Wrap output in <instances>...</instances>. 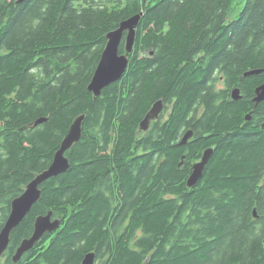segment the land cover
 Returning <instances> with one entry per match:
<instances>
[{
    "label": "trees",
    "instance_id": "16d2710c",
    "mask_svg": "<svg viewBox=\"0 0 264 264\" xmlns=\"http://www.w3.org/2000/svg\"><path fill=\"white\" fill-rule=\"evenodd\" d=\"M139 12L123 76L93 97L106 34ZM263 82L264 0H0V131L11 126L7 155L0 143V200L50 164L84 114L68 169L40 185L13 246L38 214L51 211L60 226L4 264H80L88 252L101 264H264V100L252 101ZM159 99L170 124L137 134ZM191 125L184 147L177 137Z\"/></svg>",
    "mask_w": 264,
    "mask_h": 264
},
{
    "label": "water",
    "instance_id": "95a60500",
    "mask_svg": "<svg viewBox=\"0 0 264 264\" xmlns=\"http://www.w3.org/2000/svg\"><path fill=\"white\" fill-rule=\"evenodd\" d=\"M23 1L24 0H17V3H21ZM142 14V12H139L122 20L115 29L110 30L106 34L105 46L87 85V89L93 94V97H97L103 88L108 86L110 83L118 81L123 76L128 65L129 54L133 49L135 29L142 17ZM122 39H124V52L120 53L119 46ZM261 71L262 70L259 69L249 70L244 72L243 76L255 75ZM230 95L233 100H239L241 98L238 88H233ZM263 100L264 82L255 88L254 97L252 98L255 106ZM162 108V100L159 99L155 101L145 114L144 118L141 120L139 130H146L149 122L152 119L157 118ZM244 118L245 120H249L251 118L250 112L247 113ZM44 120V118L37 119L35 124L37 125ZM83 120L84 114H81L72 121L68 132L62 139L59 148L54 153L50 164L42 171L36 173L25 185L21 194L11 201L10 213L0 231V255L4 252L8 245L11 231L19 225L25 215L30 211L31 207L38 202L41 194V190L39 188L40 185H42L47 179L53 178L57 174L68 169L69 161L68 158L64 156V153L81 138ZM191 136L192 131L187 130L184 133L180 144H185ZM212 152V148H206L203 151L200 160L193 163L191 173L186 180L187 187H194L202 178V171L211 157ZM253 214L256 217L255 209L253 210ZM59 226L60 220L58 218H52L51 211L38 215L35 218L32 233L29 237L24 238L20 242L12 257L13 261L17 262L23 253L30 250L41 239L45 232H53ZM93 260L94 253L88 252L84 255L81 264H93Z\"/></svg>",
    "mask_w": 264,
    "mask_h": 264
},
{
    "label": "flooded vegetation",
    "instance_id": "af4514ba",
    "mask_svg": "<svg viewBox=\"0 0 264 264\" xmlns=\"http://www.w3.org/2000/svg\"><path fill=\"white\" fill-rule=\"evenodd\" d=\"M16 93H17V91H12V92H10V94L8 95V99H7V105H8V107H7V105H6V107L7 108H9V104H10V102L9 101H14L15 100V96H16ZM153 104V103H152ZM152 106V105H151ZM166 110H167V108H164V104H163V108H162V110H161V112L158 114V116H157V118H155V119H153V120H151L150 122H149V125H148V128L145 130V131H140V132H149V131H154L155 129L157 130V129H163L164 130V128H166V126H168L170 123H167V120H169V117L166 115H164L165 113H164V111L166 112ZM40 118H44L45 120L44 121H42V122H45L46 121V117H40ZM39 118V119H40ZM35 121V120H34ZM34 121L33 122H29V124H26V125H23V126H21V127H19L17 130H18V134H21L23 131H29L30 129H32V128H35V127H38V126H40V125H37V126H34V125H36L35 123H34ZM42 122H40L41 124H42ZM34 124V125H33ZM154 125V127L152 128V129H150V127H151V125ZM3 126V129H1V131H0V143H1V152L3 153V155H7V152H6V150H5V148L3 147V145H5V136H6V134H7V130L8 129H10L11 128V126L10 125H8L7 123H3V122H1V127ZM182 129H185V127L183 126V127H181ZM34 130H36V128L34 129ZM187 130H191L192 131V136L187 140V142L185 143V144H181L182 146H188V143H189V141L193 138V136H194V129H193V126L191 125L190 127H188V128H186L183 132H181L180 133V135L177 137L178 139H177V142H178V144H180V141H181V139H182V137H183V135H184V133L187 131ZM138 131H139V129H138ZM137 131V134L139 133ZM146 133V135L144 136V137H146V138H149L150 137V135H148ZM159 133V132H158ZM159 135H162V133H159ZM64 137L63 136H60V138H59V143L58 144H60L61 143V141H62V139H63ZM155 141L156 142H162V141H164V133H163V137L162 138H157V139H155ZM60 146V145H59ZM58 146V147H59ZM27 147H28V145H27ZM58 147H55L54 148V150H52L51 151V155H50V157L49 158H53V156H54V153L57 151V149H58ZM29 148V147H28ZM212 149H214L213 148V146L211 147ZM161 149V148H160ZM184 149V148H183ZM185 151H187V155H188V150H185ZM148 152V150H146L145 152H143L144 154L145 153H147ZM163 151L161 150V151H159V153H160V155L162 156V158H165V153L163 152ZM65 153H66V151H65ZM65 153H64V156L65 157H67L66 155H65ZM203 153V152H202ZM202 155V154H201ZM201 155L199 156V158H201ZM68 158V157H67ZM180 158H186V154H182L181 156H180ZM193 165V164H192ZM192 167V166H191ZM32 179V178H31ZM30 181V180H29ZM28 181V182H29ZM27 182V183H28ZM26 183V184H27ZM25 187V186H24ZM21 190V192H22V189H20ZM21 194V193H20ZM19 194V195H20ZM18 195V196H19ZM11 196V195H10ZM10 196H8L7 198H5L4 200L3 199H1L0 200V231H1V229H2V227L4 226V223H5V221H6V219H7V217H8V215H9V213H10V203H11V201L15 198H10ZM17 197V196H16ZM39 201V200H38ZM36 204V203H35ZM32 208V207H31ZM31 212V209H30V211L28 212V213H30ZM48 212V211H47ZM46 212V213H47ZM27 213V214H28ZM27 214L25 215V217L27 216ZM44 214V213H43ZM38 215H41V214H38ZM38 215H36L35 217H34V219H33V221H31V224L29 225V230H28V232H26L24 235H22L21 237H20V239L18 240V242L13 246V243H12V236H13V231L14 230H16L15 228L17 227V226H19L20 224H21V222L23 221V220H25V217H24V219L19 223V225H17L15 228H14V230H12L11 231V233H10V237H9V242H8V245H7V247H6V249L4 250V252L0 255V264H4L5 263V261L10 257L11 259H12V257H13V255H14V253H15V251H16V249H17V247L19 246V244H20V242L24 239V238H27V237H29L30 236V234L32 233V231H33V224H34V221H35V218L38 216ZM53 218V217H52ZM52 232H45L43 235H42V237H41V239L30 249V250H28V251H26L25 253H23L22 254V256H21V258L23 257V255H25V254H27V253H29V255H32V253H33V249H34V247L35 246H37L39 243H41L42 241H43V239L45 238V237H47V236H49L50 234H51ZM11 247H14V249H13V251L11 252L10 250H11ZM21 258L17 261V262H14L13 261V259H12V261L14 262V263H18L20 260H21ZM83 259V258H82ZM82 263V260H81V262H80V264ZM97 263H99V264H101V261H99V260H97L96 259V257H95V254H94V260H93V264H97Z\"/></svg>",
    "mask_w": 264,
    "mask_h": 264
},
{
    "label": "rangeland",
    "instance_id": "374dc122",
    "mask_svg": "<svg viewBox=\"0 0 264 264\" xmlns=\"http://www.w3.org/2000/svg\"><path fill=\"white\" fill-rule=\"evenodd\" d=\"M170 111H171V107H167V110H166V112L164 111V115L166 116H168L169 115V113H170ZM153 120V119H152ZM151 123V122H150ZM154 127V125L152 124L151 125V127H150V129H152ZM140 131H145V130H139L138 132H140ZM141 133H143V132H141ZM144 133H147V132H144ZM97 264H99V263H97Z\"/></svg>",
    "mask_w": 264,
    "mask_h": 264
}]
</instances>
